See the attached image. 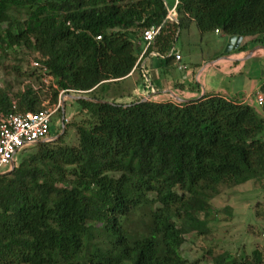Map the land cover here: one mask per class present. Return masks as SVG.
I'll list each match as a JSON object with an SVG mask.
<instances>
[{"label":"trees","instance_id":"obj_1","mask_svg":"<svg viewBox=\"0 0 264 264\" xmlns=\"http://www.w3.org/2000/svg\"><path fill=\"white\" fill-rule=\"evenodd\" d=\"M177 1L172 22L163 0H0V58L39 55L44 73L31 67L30 76L55 85L44 91L49 106L42 87H0V122L54 107L63 91L103 102L67 104L79 119L64 135L73 130L76 143L63 135L27 147L0 177V264H196L183 247L189 232L209 233L212 200L264 179V104L126 102L116 92L151 27H162L154 46L166 58L193 26L264 46V0ZM209 255L211 264H264L258 250Z\"/></svg>","mask_w":264,"mask_h":264},{"label":"crops","instance_id":"obj_2","mask_svg":"<svg viewBox=\"0 0 264 264\" xmlns=\"http://www.w3.org/2000/svg\"><path fill=\"white\" fill-rule=\"evenodd\" d=\"M163 1L169 9L177 6V0H173L172 7ZM194 27L182 33L180 47L175 45L170 52L169 57L173 55L175 60L169 62V57L160 55L154 45L141 55L137 69L120 84L129 97L122 101L140 96L143 101L180 105L218 96L259 108L258 95L264 96L262 45L251 43L248 38L244 41V46L248 47L246 50L240 48L226 53L231 36L215 32L207 34L213 37L215 49L205 54L200 50L207 35L201 36L199 32L198 35ZM177 55L181 56L180 61L176 59Z\"/></svg>","mask_w":264,"mask_h":264},{"label":"rangeland","instance_id":"obj_3","mask_svg":"<svg viewBox=\"0 0 264 264\" xmlns=\"http://www.w3.org/2000/svg\"><path fill=\"white\" fill-rule=\"evenodd\" d=\"M165 1L170 7L173 6V0ZM7 27V25H4L0 29V35H5ZM194 29L198 34L197 27H194ZM206 38L205 44H203L200 51L210 54L215 49L212 43L213 37L207 35ZM181 40L176 44L177 48L180 47ZM251 43H253V40ZM39 57V55L24 50L20 52L12 50L7 55L2 54L0 58V87L5 91H10L12 94L18 93L29 85L42 87L44 89L42 97L43 99L47 98L44 106H49L51 101L45 92L49 89L50 85H54L53 79L45 76V86H42L41 82L37 81L34 76H30L33 73L31 68L33 67L32 63ZM18 69L20 70L17 71ZM116 92L121 94L125 90L121 88L117 89ZM68 95L74 97L80 96L77 94H66L63 97L62 101L65 102H62V107L63 103H65L66 117L71 116V119H69L70 123L74 122V119L77 118L72 119V114L78 109L67 105L73 101ZM51 107L53 106L49 108ZM78 119L79 117L76 120ZM62 120L63 113L61 111L54 117L52 126V133L58 135L48 142L64 138L67 128L65 126L63 129ZM63 130L64 134H62ZM58 137L59 139H57ZM64 143L67 145H74L76 143V135L73 130H67ZM23 156L24 154L20 153L17 156V161H20ZM8 171L10 169H3L2 172L6 173ZM212 207L213 210H211L207 219L209 233L199 235L197 232H189L186 235V243L183 247V255L186 259L196 264H211L209 261L211 255L208 256L209 252L214 256L230 253L237 257H242L243 255L251 257L256 250L264 254V179L249 182L233 189H222L220 195L212 200ZM258 213L261 215L257 216ZM204 254L207 259L204 257Z\"/></svg>","mask_w":264,"mask_h":264},{"label":"built area","instance_id":"obj_4","mask_svg":"<svg viewBox=\"0 0 264 264\" xmlns=\"http://www.w3.org/2000/svg\"><path fill=\"white\" fill-rule=\"evenodd\" d=\"M178 4V1H177ZM168 19L176 22V8L170 9ZM162 27L155 26L146 29L143 33L145 49L142 55L146 54L150 47L154 45L155 39L161 35ZM220 33L219 30L216 31ZM101 40V37H98ZM176 59L181 60V56L177 55ZM33 68L39 73H44L41 64L34 61ZM68 94L66 91L61 92L58 105L48 108L41 113L18 114L13 113L3 117L0 122V174L3 169H11L15 163L16 156L23 149L36 145L40 142L45 143L52 139L51 128L53 126L54 117L60 112L63 113L62 126L69 123V117H66V109L62 101L63 97ZM258 104H264V96L258 95Z\"/></svg>","mask_w":264,"mask_h":264},{"label":"water","instance_id":"obj_5","mask_svg":"<svg viewBox=\"0 0 264 264\" xmlns=\"http://www.w3.org/2000/svg\"><path fill=\"white\" fill-rule=\"evenodd\" d=\"M244 41H245V39L243 37L231 36L230 40H229V44H228L227 49H226V53H229V52H231L233 50H237V49L242 48L244 46V44H245ZM261 48H264V46H261ZM68 97L73 99V100H77V101L78 100H85V101H91V102H96V103H103L102 101H95V100H92V99H90L88 97H83V96L74 97L72 95H68ZM64 106H66L65 103H64ZM62 134H64V130H63ZM57 139H59V137ZM40 143H42V142H40ZM15 166H16L15 163H13L12 164V168L10 169V171L0 174V177L4 176V175H7V174H10L15 169Z\"/></svg>","mask_w":264,"mask_h":264}]
</instances>
